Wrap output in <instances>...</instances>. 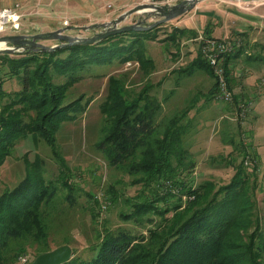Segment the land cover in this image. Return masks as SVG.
Returning <instances> with one entry per match:
<instances>
[{
	"label": "rangeland",
	"instance_id": "374dc122",
	"mask_svg": "<svg viewBox=\"0 0 264 264\" xmlns=\"http://www.w3.org/2000/svg\"><path fill=\"white\" fill-rule=\"evenodd\" d=\"M140 1L148 0H92L91 3L103 12L107 20L119 13L123 8L120 4L128 2L132 6ZM164 1L172 3L178 0ZM254 2L261 3L254 5L255 9L251 11L247 4ZM59 7H63L60 12L69 18L57 17L60 21L56 22L55 19L36 20L32 16L18 14L10 16L0 25V35L104 21L100 18L92 20V15L73 16L71 20L69 0H64ZM243 14L257 17L254 22H249L248 27L243 24L246 21ZM137 16L138 13H133L122 23L132 22ZM261 16H264V0H201L181 17L162 22L157 38L141 40L145 54L151 58L150 66L131 59L91 63L76 68L74 73L79 76L66 87L62 102L78 94H82V102H87L75 117L60 121L54 131L53 149L42 138L27 133L14 143L0 163V193L14 186L33 163L40 169L45 183L53 189L50 199L40 206L44 237L24 235L9 241L4 252V264H27L37 252L62 243L70 245L72 255L89 257L92 254L91 245L104 228L121 227L147 234L145 225L137 224L133 219H124L121 213L129 209L131 196L144 193V189L150 191L151 186H147L145 180H139V174L130 173L126 166L110 165L99 145L107 115L101 109V103L108 101L109 80L121 85L129 97L144 87L148 89L151 96L160 102L156 115L159 128L170 116L188 104H194L195 107L188 112L189 124L183 133V145L192 152L195 162L191 175L194 183L204 179L225 183L233 176L235 164L242 162L249 171L252 165H256L249 179L256 186L255 211L258 210L264 220V84L261 81L264 76V28L261 27L264 18ZM250 23L256 28H252ZM206 24L208 33L229 40L231 49L243 46L242 52L228 61L230 82L227 81V87L232 93L229 100L221 98L218 91L214 97H208L207 92L214 81L217 85L214 70V77L201 68L190 74L184 71L198 48L202 52L209 43L207 39L210 37L202 32ZM174 26L195 28L198 32L195 36L184 32L186 35L178 36V43H175V40L165 37ZM236 28L251 31L240 34ZM64 32L89 35L92 29L72 28ZM39 41L43 44L58 42L52 38ZM248 52L256 57L248 58ZM218 62L225 74L224 57L220 56ZM235 69L241 71L239 75L234 74ZM0 78L5 89L19 87L13 77L3 74L1 66ZM52 80L60 82L63 76L54 73ZM112 88L115 87L111 84ZM237 105L241 106V110L245 107L244 113L237 110ZM187 199L182 200L179 208L186 206Z\"/></svg>",
	"mask_w": 264,
	"mask_h": 264
},
{
	"label": "trees",
	"instance_id": "16d2710c",
	"mask_svg": "<svg viewBox=\"0 0 264 264\" xmlns=\"http://www.w3.org/2000/svg\"><path fill=\"white\" fill-rule=\"evenodd\" d=\"M161 25L120 31L95 42L62 45L51 51L0 53L3 74L19 84L8 90L0 78V163L27 133L42 138L53 149L54 131L60 121L75 117L87 102H82V94L62 102L66 87L79 76L74 73L76 68L131 59L150 66L151 58L141 40L157 38ZM184 32L195 36L198 31L174 26L165 37L178 43V36L186 35ZM202 32L221 39L208 33L207 24ZM242 50L239 45L220 53L229 82L228 61ZM251 55L248 52L247 57H256ZM187 64V74L201 68L214 77L207 56L199 48ZM54 73L63 80H52ZM109 84L115 88L109 86L108 101L101 103L107 115L99 145L110 165L126 166L151 186L150 191L144 189V193L131 196L129 209L121 213L124 219L145 225L147 234L104 228L91 245L89 257L71 254L58 264H264V220L255 211L256 186L249 179L256 165L249 171L246 164H235L233 176L225 183L211 179L194 183L191 175L195 162L183 145L187 115L194 104L170 116L159 128L156 115L160 102L148 89L144 87L129 97L117 82L109 80ZM216 91L214 81L208 97H214ZM236 108L241 110V106ZM39 171L33 163L14 186L0 193V264H4V252L12 239L44 237L40 206L50 199L53 189ZM185 197L186 206L179 208Z\"/></svg>",
	"mask_w": 264,
	"mask_h": 264
},
{
	"label": "water",
	"instance_id": "95a60500",
	"mask_svg": "<svg viewBox=\"0 0 264 264\" xmlns=\"http://www.w3.org/2000/svg\"><path fill=\"white\" fill-rule=\"evenodd\" d=\"M201 0H178L166 2L164 0L140 1L124 9L116 16L100 22L82 25H64L49 30H37L31 33H12L0 35V53L51 51L59 46L72 43H91L120 31L149 29L157 24L178 17L194 8ZM138 13L132 22L122 23L129 15ZM152 20L148 21L147 19ZM72 28L92 29L89 35L68 34L64 32ZM97 28V30H96ZM52 38L58 42L43 44L39 40ZM4 43L5 45L1 46ZM71 247L67 243L56 245L38 252L27 264H58L69 258Z\"/></svg>",
	"mask_w": 264,
	"mask_h": 264
},
{
	"label": "crops",
	"instance_id": "0c3cea01",
	"mask_svg": "<svg viewBox=\"0 0 264 264\" xmlns=\"http://www.w3.org/2000/svg\"><path fill=\"white\" fill-rule=\"evenodd\" d=\"M66 1V0H65ZM64 0H0V10L5 7V6H14L13 9V16L15 17L18 14H23V15H28V16H32L34 17L36 20H56V22L60 21V19H57V17H63L66 15H63L64 13L60 12V9L63 7H59L61 5H63ZM92 0H69V5H71L72 11H71V16L70 19L72 20L73 16L74 17H81L84 15H92L93 19L92 20H97V19H101V20H105V17L103 16V12L99 11V9L95 8L94 5L91 3ZM250 1H248L249 3ZM83 3H85V5H83ZM261 2H254V3H250L247 4L249 5L251 8V11L255 9L254 5H260ZM246 5V6H247ZM120 7H123L122 9L119 10V13L121 12V10L123 11L125 8L129 7L130 5H128L127 3H122L119 5ZM59 7V8H58ZM95 12V13H92ZM62 14V15H60ZM255 15H258L260 13H254ZM182 15V14H181ZM178 16V17H181ZM255 15H250V14H243L242 17L246 19L245 22H243V24H246L248 27L249 22L253 21V19H255ZM91 17V18H92ZM264 18V16H261ZM66 18H69L66 16ZM66 18H63V20L65 21ZM69 19V20H70ZM181 19V18H180ZM185 20V18H183ZM181 19V20H183ZM252 28H256V26H253V23H250ZM54 26V27H58ZM261 26V25H260ZM262 28H264V25L261 26ZM53 28V27H50ZM236 31H244V32H250L248 29H242V28H236ZM194 57V56H193ZM192 57V58H193ZM237 57V56H236ZM232 58H235L232 57ZM231 58V59H232ZM239 70L235 69V75H239L238 72ZM200 107V105H198ZM195 107V105L193 106Z\"/></svg>",
	"mask_w": 264,
	"mask_h": 264
},
{
	"label": "built area",
	"instance_id": "2783aa9c",
	"mask_svg": "<svg viewBox=\"0 0 264 264\" xmlns=\"http://www.w3.org/2000/svg\"><path fill=\"white\" fill-rule=\"evenodd\" d=\"M1 14L4 15L6 18L0 22V25H2L5 20L7 21L10 16H13V9L10 6H5L0 10V15ZM207 40H209V43L204 46L205 49L203 48V51L207 56L209 64H211V66L213 67L214 73L217 77L216 81L218 85V95L221 98L229 100L231 99L232 93L231 90L227 87V80L223 72V68L218 61L221 56L220 53L231 49L232 44H229V40L216 39L212 37L208 38ZM206 49L208 50L206 51ZM261 81L264 84V76L261 78ZM244 110L245 107L242 108L241 113H244Z\"/></svg>",
	"mask_w": 264,
	"mask_h": 264
},
{
	"label": "bare ground",
	"instance_id": "6f19581e",
	"mask_svg": "<svg viewBox=\"0 0 264 264\" xmlns=\"http://www.w3.org/2000/svg\"><path fill=\"white\" fill-rule=\"evenodd\" d=\"M6 17L4 16V15H0V22L3 20V19H5Z\"/></svg>",
	"mask_w": 264,
	"mask_h": 264
}]
</instances>
